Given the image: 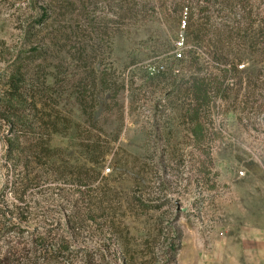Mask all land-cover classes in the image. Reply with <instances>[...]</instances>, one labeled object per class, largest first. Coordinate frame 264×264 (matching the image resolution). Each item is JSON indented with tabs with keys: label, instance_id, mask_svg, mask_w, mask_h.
Returning <instances> with one entry per match:
<instances>
[{
	"label": "rangeland",
	"instance_id": "374dc122",
	"mask_svg": "<svg viewBox=\"0 0 264 264\" xmlns=\"http://www.w3.org/2000/svg\"><path fill=\"white\" fill-rule=\"evenodd\" d=\"M31 47L85 50L97 87L90 117L73 97L0 104V264H264V0H0V99ZM219 68L198 140L188 80ZM32 233L66 238L72 263Z\"/></svg>",
	"mask_w": 264,
	"mask_h": 264
},
{
	"label": "trees",
	"instance_id": "16d2710c",
	"mask_svg": "<svg viewBox=\"0 0 264 264\" xmlns=\"http://www.w3.org/2000/svg\"><path fill=\"white\" fill-rule=\"evenodd\" d=\"M207 1H202V4L198 6V16L197 20H203L204 22L210 21V4ZM71 4H73L71 2ZM190 25V24H189ZM184 26H187L186 20H184ZM192 43L195 45H189L186 41V49L190 53L196 49V45L205 47L204 37L201 38H191ZM204 45H203V44ZM169 52V50H166ZM52 53L43 47H31L28 51H22L15 61L12 63V72L10 73L7 85L9 86L6 94L2 99H0L1 105H6V107L11 108V105L15 102L21 103L29 98L31 94V103L36 98L40 97L44 102L47 100H53L54 104L60 102V100L66 98H74L75 102L80 106L82 111L88 116H91V112L88 113L90 109L93 110L94 105H90L87 102L86 92L93 91L97 87V77L98 73L95 71L94 62L87 63V60L93 56L86 53L85 50L81 51L78 56H75L71 62L66 65L57 63L52 64L50 59L52 58ZM51 57V58H50ZM184 56L181 54L176 60L179 62L185 61ZM94 59L96 57L94 56ZM76 64H73V62ZM89 62V61H88ZM72 65V70L70 66ZM165 66L160 64L158 66V71L164 70ZM87 70L91 77V87L88 89L86 85L83 84V89H81V82L78 84L76 80L70 78L67 79L68 74L79 75L81 71ZM222 70V72H201L197 71L190 76L189 88L191 94L190 106L187 109V115L189 117V123L191 127L189 128L193 137L198 140H202L205 133L204 128V117L206 113H210L211 104L217 96H223V90L226 87V72L227 70ZM224 72V74H223ZM75 73V74H74ZM107 75V70L104 68L100 72V77H102L101 85L103 89H109L111 83L106 84L104 77ZM67 79V80H66ZM67 85L64 87L63 85ZM94 89H91V88ZM225 94L224 96H226ZM6 96V97H5ZM36 109L35 104H31V110ZM46 151L47 149L44 148ZM44 149L37 153V157L45 156ZM211 159V153L208 154ZM31 245L34 249L39 248L45 253H51L52 257L57 259H62L63 261L72 263L75 249L71 247L66 238L61 236H55L50 233H32L31 235Z\"/></svg>",
	"mask_w": 264,
	"mask_h": 264
},
{
	"label": "built area",
	"instance_id": "2783aa9c",
	"mask_svg": "<svg viewBox=\"0 0 264 264\" xmlns=\"http://www.w3.org/2000/svg\"><path fill=\"white\" fill-rule=\"evenodd\" d=\"M180 55H181V54H180ZM180 55H179V56H180Z\"/></svg>",
	"mask_w": 264,
	"mask_h": 264
}]
</instances>
